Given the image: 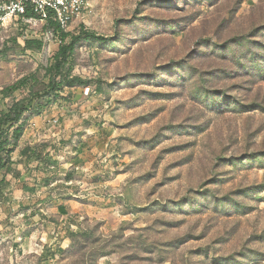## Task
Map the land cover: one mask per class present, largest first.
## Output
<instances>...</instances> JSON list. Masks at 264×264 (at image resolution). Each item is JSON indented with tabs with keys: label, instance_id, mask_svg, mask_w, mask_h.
Segmentation results:
<instances>
[{
	"label": "rangeland",
	"instance_id": "rangeland-1",
	"mask_svg": "<svg viewBox=\"0 0 264 264\" xmlns=\"http://www.w3.org/2000/svg\"><path fill=\"white\" fill-rule=\"evenodd\" d=\"M89 5L78 81L24 114L0 264H264V0ZM49 31L1 30L0 116L46 85Z\"/></svg>",
	"mask_w": 264,
	"mask_h": 264
},
{
	"label": "trees",
	"instance_id": "trees-1",
	"mask_svg": "<svg viewBox=\"0 0 264 264\" xmlns=\"http://www.w3.org/2000/svg\"><path fill=\"white\" fill-rule=\"evenodd\" d=\"M49 27L58 32L61 45L46 70V85L44 87L42 86V89L38 91H35L34 87L31 88L26 99L14 102L7 113L0 116V172L5 171L4 175L0 177V199L2 192L9 185L6 176L9 174L11 166L13 165L11 156L16 150L23 133L24 114L40 107L36 103L39 98L47 97L50 92H56L65 84L72 86L78 81L77 78L71 76L72 67L69 65V57L73 53L74 42L77 39L71 37V42L67 44L65 43V39L69 37L67 33L59 32L58 28L52 23L49 24ZM84 34L93 40L104 41L103 38L96 36L94 33ZM41 47L42 43L40 41L29 40L25 42L24 49L39 50ZM57 79L60 81H57ZM24 85L25 80H20L5 88L4 92L12 93ZM14 177H18V173Z\"/></svg>",
	"mask_w": 264,
	"mask_h": 264
},
{
	"label": "built area",
	"instance_id": "built-area-1",
	"mask_svg": "<svg viewBox=\"0 0 264 264\" xmlns=\"http://www.w3.org/2000/svg\"><path fill=\"white\" fill-rule=\"evenodd\" d=\"M89 6V0H0V42L1 30L12 21L58 34L49 27L52 23L59 32L67 33L74 22L84 18Z\"/></svg>",
	"mask_w": 264,
	"mask_h": 264
},
{
	"label": "crops",
	"instance_id": "crops-1",
	"mask_svg": "<svg viewBox=\"0 0 264 264\" xmlns=\"http://www.w3.org/2000/svg\"><path fill=\"white\" fill-rule=\"evenodd\" d=\"M21 158H22V155H20V156L18 157V160H21ZM16 162H18V161H16ZM36 163H37V162H35V165H36ZM14 164H15V163H14ZM14 164H13V166H14ZM14 167L16 168L17 171H19L20 168H21V163H20V162L17 163ZM30 167H31V165H28V166H27V168H30ZM26 171H27V170H26ZM29 172H30V171H28V173H29ZM19 177L21 178V177H23V176H19ZM17 178H18V177H17ZM20 178H18L17 180H14L13 182L19 181ZM8 182H9V181H8ZM19 182H20V181H19ZM9 184H10V182H9ZM18 187H19V186H18ZM16 193H17V194H18V193H19V194L21 193V195H22V191H21V190H18V189H17V190L15 191L14 194H16ZM16 198H17V197H14V199H16ZM16 200H17V199H16Z\"/></svg>",
	"mask_w": 264,
	"mask_h": 264
}]
</instances>
